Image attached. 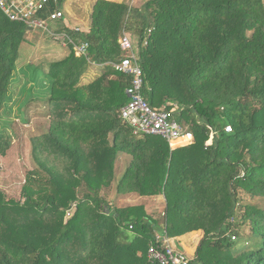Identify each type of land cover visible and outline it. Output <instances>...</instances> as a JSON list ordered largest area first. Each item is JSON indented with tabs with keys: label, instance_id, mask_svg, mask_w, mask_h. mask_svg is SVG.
Segmentation results:
<instances>
[{
	"label": "trees",
	"instance_id": "16d2710c",
	"mask_svg": "<svg viewBox=\"0 0 264 264\" xmlns=\"http://www.w3.org/2000/svg\"><path fill=\"white\" fill-rule=\"evenodd\" d=\"M70 1L50 0L40 17L63 11L68 36L88 52L76 57L69 45L45 80L33 78L50 84V126L32 141L37 169L24 201L0 190V264H154L148 248L162 231L169 239L202 231L197 264H264V0H90L88 32L67 27ZM124 31L139 41L145 99L173 112L194 144L172 150L159 136H134L120 118L132 78L110 64L123 58ZM29 33L0 11L2 156L14 143L1 119L16 100ZM93 64L103 73L80 85ZM120 153L132 160L116 183ZM113 192L164 195L163 220L144 206H115Z\"/></svg>",
	"mask_w": 264,
	"mask_h": 264
},
{
	"label": "built area",
	"instance_id": "2783aa9c",
	"mask_svg": "<svg viewBox=\"0 0 264 264\" xmlns=\"http://www.w3.org/2000/svg\"><path fill=\"white\" fill-rule=\"evenodd\" d=\"M49 4L50 0H0V11L13 22L24 23L32 30L36 28L43 29L53 39L61 40L64 45H73L75 55L78 57L86 56L89 48L87 42L75 45L64 27L56 28L55 30L50 28L52 24L63 23V11L51 12L47 18L40 17V14L47 10ZM76 31L81 32L80 29H76ZM152 32V28L148 29L147 38L143 41L144 46L148 45ZM119 45L123 58L119 62L111 63L110 65L118 73L132 78L131 84L127 89L129 102L121 110L120 118L132 128L134 136H159L169 143L172 150L194 144V134L188 132L173 118V112L168 111L165 107L154 109L145 99L143 95L144 72L139 56V41L134 40L130 33L124 31L119 39ZM226 131L231 133L232 128L227 127ZM213 140L214 133L211 134L206 145L211 146ZM75 209L76 206H73L69 212H74ZM130 229H133V227L130 226ZM156 239L157 244L153 243L148 248L147 257L151 263L197 264L194 260L188 259L181 252L175 250L167 235H159ZM232 240L236 241L237 237L232 235Z\"/></svg>",
	"mask_w": 264,
	"mask_h": 264
},
{
	"label": "rangeland",
	"instance_id": "374dc122",
	"mask_svg": "<svg viewBox=\"0 0 264 264\" xmlns=\"http://www.w3.org/2000/svg\"><path fill=\"white\" fill-rule=\"evenodd\" d=\"M132 6H141L145 0H125ZM92 2L90 0H71L67 3L65 12L67 14V26H73L72 29L83 27L89 23V12ZM81 25V26H80ZM63 23L52 24L51 29L63 28ZM134 40H138L135 36ZM30 41V42H29ZM29 41L22 45L20 50V60L18 64L21 66L28 62V59L35 55L36 50L43 45L46 54L56 56L63 52L61 40H55L43 29L36 28L29 33ZM48 61H54V59ZM60 58V56H58ZM35 61V59H34ZM42 68L48 71L50 63L41 61ZM48 68V69H45ZM46 71V72H47ZM26 111L16 100L8 102L4 109L3 119H1V127L7 133L14 137L12 148L7 152L6 156L0 154V190L6 193L8 199L24 201L22 197V189L26 181V175L37 169V164L33 158V139L41 136L49 129V106L44 105L38 111L39 113L29 114L28 118L21 116V112ZM36 117V118H35ZM40 117V118H39ZM26 118L23 121L20 119ZM245 204H253L250 197H243ZM69 212V211H68ZM74 215L73 212L67 213V219ZM185 246V245H184ZM183 254L191 259L188 249H184Z\"/></svg>",
	"mask_w": 264,
	"mask_h": 264
},
{
	"label": "crops",
	"instance_id": "0c3cea01",
	"mask_svg": "<svg viewBox=\"0 0 264 264\" xmlns=\"http://www.w3.org/2000/svg\"><path fill=\"white\" fill-rule=\"evenodd\" d=\"M111 1H117L120 3H126L130 6H132L129 2H126L125 0H111ZM81 26V25H80ZM88 25H84L81 27V32H88L89 28ZM68 27V26H67ZM73 26H69V29H72ZM79 29V28H76ZM72 29V30H76ZM33 31V30H30ZM68 34V33H67ZM29 39V37H28ZM63 45V52L56 56H51L46 54L44 51V46L41 45L37 50L34 56L28 59L27 63H24L19 68V81L18 88L16 91V101L22 105V107L26 108V111L21 112V116H24L25 114L26 118H28L29 114L39 113L41 107H44V105L49 106L48 100L51 96V87L50 84L47 83H34V76L35 74L38 75L40 78L45 80V73L47 70L44 71L42 66L40 65L41 61H44L45 63H51L53 61H48L51 59H54V61L62 60L69 56L71 53L70 48L68 45ZM60 56V58L58 57ZM78 57L77 55H75ZM35 59V61H34ZM33 66V69L31 68ZM48 69V68H45ZM34 70H37L35 73H33ZM104 71V66L99 65H92L88 69V71L83 75L81 79L80 85H87L96 80ZM22 81V82H21ZM41 82V81H40ZM35 117V118H36ZM26 118L20 119V120H27ZM40 118V117H39ZM50 118V117H48ZM50 126V124H49ZM112 139V137H111ZM180 148V147H178ZM131 156L120 153L117 157L116 163H115V173H116V183L119 182L121 177L124 175L125 171L128 169L130 163H131ZM112 199V200H111ZM112 203L119 207V208H127V207H135V206H144L146 212L149 215H152L155 219L162 221L164 218V213L166 209V199L164 195L159 194L154 197H141L138 194H131L127 196H117L114 192L112 197L110 198ZM159 235L165 236V232H159ZM203 232L202 231H194L191 233H188L184 235L181 238L177 239H170V243L172 247L181 252L183 254L184 249H188L189 254L192 256L190 260L195 259L196 252L198 249V246L203 238ZM185 245V246H184ZM184 255V254H183ZM185 256V255H184ZM186 257V256H185ZM188 258V257H187ZM189 259V258H188Z\"/></svg>",
	"mask_w": 264,
	"mask_h": 264
},
{
	"label": "water",
	"instance_id": "95a60500",
	"mask_svg": "<svg viewBox=\"0 0 264 264\" xmlns=\"http://www.w3.org/2000/svg\"><path fill=\"white\" fill-rule=\"evenodd\" d=\"M30 30H32V29L30 28Z\"/></svg>",
	"mask_w": 264,
	"mask_h": 264
}]
</instances>
